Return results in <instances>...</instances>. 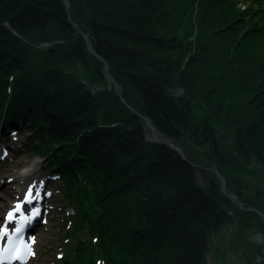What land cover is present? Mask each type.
Listing matches in <instances>:
<instances>
[{"label": "trees", "instance_id": "trees-1", "mask_svg": "<svg viewBox=\"0 0 264 264\" xmlns=\"http://www.w3.org/2000/svg\"><path fill=\"white\" fill-rule=\"evenodd\" d=\"M68 1L0 0V139L25 129L72 209L54 264H206L223 225L264 234V0Z\"/></svg>", "mask_w": 264, "mask_h": 264}, {"label": "rangeland", "instance_id": "rangeland-1", "mask_svg": "<svg viewBox=\"0 0 264 264\" xmlns=\"http://www.w3.org/2000/svg\"><path fill=\"white\" fill-rule=\"evenodd\" d=\"M26 133L25 129H22L21 132L12 131L5 141L0 140V151L3 153V157H0V224L5 211L12 208V205L18 203L19 200L17 187L20 178L15 174L16 171L35 161V167L25 173V175L27 174L25 178L36 176L38 196L41 198L40 203L45 209L46 216L41 218L40 229L36 232L37 242L34 245L33 254L23 264H54L56 258L62 254L64 244L72 239L64 237V229L69 226L68 218L61 219L63 213L72 209L68 205L61 204L62 182L57 174L52 173L45 166L43 158L32 154L25 148L24 134ZM228 141L232 143L234 137L229 138ZM5 147H8V150ZM196 157L201 158L200 156ZM217 172L219 173L218 170ZM197 176L199 182L205 183L201 172H198ZM260 180H262L261 184H259ZM245 187L246 192L251 195L264 196V171L259 169L256 173L246 175ZM238 228L239 226L236 224H225L212 234L206 264H253V260H257V258L261 260H257L259 263L263 262L264 258L261 257L262 253L259 251L260 247L264 245L263 232L255 228L247 231L245 237L238 232ZM258 232L263 235V241L260 243L253 237Z\"/></svg>", "mask_w": 264, "mask_h": 264}, {"label": "water", "instance_id": "water-1", "mask_svg": "<svg viewBox=\"0 0 264 264\" xmlns=\"http://www.w3.org/2000/svg\"><path fill=\"white\" fill-rule=\"evenodd\" d=\"M65 2H66L67 7H70L69 1L65 0ZM85 38L87 40L89 50L92 53L96 54L97 57H99L105 63L104 70H105L106 75L108 77V87L111 88L112 86H114L116 89H118L117 82H115V80L113 79V77L109 73V64H108V62L104 58H102L99 54L96 53L95 49L91 46V44H90V42L88 40V35L87 34H85ZM170 90L172 91V93L175 96H178V95L182 94L183 91H184L182 86H171ZM119 96L121 97L122 101L125 102L124 98L121 95V92H119ZM145 121H146L145 127L149 130V133H147L146 136H145L146 139H148L150 141H156V142L164 143V144L170 146L173 150L177 151L184 159L188 160L187 157L185 156V153L183 152V150H182V148L180 146H178L176 143H174V141L171 138H168V137L164 136L162 133H160L159 131H157L155 126L152 124V122L148 118H145ZM233 142L236 143V139L235 138H234ZM220 178L222 180V190L224 192H226V180H225V178L222 175H220ZM229 195L232 198L239 199L238 195H236V194H230L229 193ZM239 203H240V205L242 207H244L243 206V202L240 201ZM250 209H252V208H250ZM253 210L258 211L260 213V215H262V217L264 219V212L262 210L254 209V208H253ZM253 237L256 239V241L258 243L263 241V235H262L261 232H258L256 234H254Z\"/></svg>", "mask_w": 264, "mask_h": 264}, {"label": "bare ground", "instance_id": "bare-ground-1", "mask_svg": "<svg viewBox=\"0 0 264 264\" xmlns=\"http://www.w3.org/2000/svg\"><path fill=\"white\" fill-rule=\"evenodd\" d=\"M36 165V162L32 161L28 164V166H25L23 169H20L16 171V175L20 178V183L17 189L19 188V198H23L25 196H28L29 198L37 196V184H36V176L33 175L29 179H26L25 173L30 172L32 168H34ZM26 179V180H25Z\"/></svg>", "mask_w": 264, "mask_h": 264}, {"label": "flooded vegetation", "instance_id": "flooded-vegetation-1", "mask_svg": "<svg viewBox=\"0 0 264 264\" xmlns=\"http://www.w3.org/2000/svg\"><path fill=\"white\" fill-rule=\"evenodd\" d=\"M261 181H262V180H260L259 184H261ZM258 197H260V196H258ZM263 197H264V196H263ZM257 260L261 261L260 258H257Z\"/></svg>", "mask_w": 264, "mask_h": 264}]
</instances>
